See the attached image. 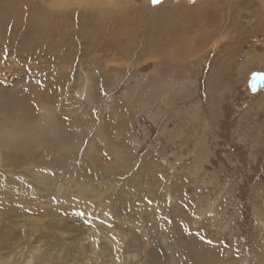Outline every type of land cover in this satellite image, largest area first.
I'll use <instances>...</instances> for the list:
<instances>
[{"label":"rangeland","instance_id":"obj_1","mask_svg":"<svg viewBox=\"0 0 264 264\" xmlns=\"http://www.w3.org/2000/svg\"><path fill=\"white\" fill-rule=\"evenodd\" d=\"M86 1L0 0V264H264V0Z\"/></svg>","mask_w":264,"mask_h":264},{"label":"water","instance_id":"obj_2","mask_svg":"<svg viewBox=\"0 0 264 264\" xmlns=\"http://www.w3.org/2000/svg\"><path fill=\"white\" fill-rule=\"evenodd\" d=\"M264 87V73L254 72L250 75L248 89L252 95L257 94Z\"/></svg>","mask_w":264,"mask_h":264},{"label":"bare ground","instance_id":"obj_3","mask_svg":"<svg viewBox=\"0 0 264 264\" xmlns=\"http://www.w3.org/2000/svg\"><path fill=\"white\" fill-rule=\"evenodd\" d=\"M105 1V0H104ZM177 1H180V0H177ZM187 2L188 1H190V0H186ZM106 2V1H105ZM194 2V1H193ZM83 3V2H82ZM104 3V2H103ZM102 3V1L100 2V1H91V0H89V2L88 1H86V3H85V5H97L98 7H99V9L100 8H102L103 6H104V4ZM109 3V2H108ZM196 3V2H195ZM106 4V3H105ZM81 6V5H80ZM111 6V5H110ZM262 6L264 7V4H262ZM93 8H95L94 6H92ZM106 7H108L107 5H106ZM86 8V7H85ZM110 8H112V7H110ZM124 8V7H123ZM104 9V8H103ZM103 9H101V11L103 10ZM106 9V8H105ZM104 9V10H105ZM109 10V9H108ZM107 10V11H108ZM182 10V9H181ZM106 11V12H107ZM160 11V10H159ZM176 11V10H175ZM104 12V11H103ZM112 13V12H111ZM145 13V12H144ZM175 14V13H174ZM114 16V15H113ZM157 17V16H156ZM2 20H6V19H2ZM120 20V19H119ZM123 22V21H122ZM15 24V23H14ZM134 31V30H133ZM248 33V32H247ZM134 35H136V34H134ZM132 37V36H131ZM172 56V55H171ZM9 103V102H8Z\"/></svg>","mask_w":264,"mask_h":264},{"label":"snow or ice","instance_id":"obj_4","mask_svg":"<svg viewBox=\"0 0 264 264\" xmlns=\"http://www.w3.org/2000/svg\"><path fill=\"white\" fill-rule=\"evenodd\" d=\"M153 4L159 3L160 0H152Z\"/></svg>","mask_w":264,"mask_h":264}]
</instances>
